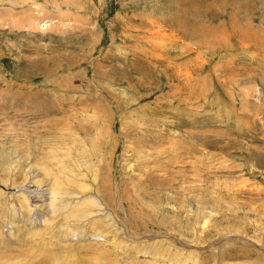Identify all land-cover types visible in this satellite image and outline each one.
<instances>
[{
    "label": "rangeland",
    "instance_id": "374dc122",
    "mask_svg": "<svg viewBox=\"0 0 264 264\" xmlns=\"http://www.w3.org/2000/svg\"><path fill=\"white\" fill-rule=\"evenodd\" d=\"M179 262L264 264V0H0V264Z\"/></svg>",
    "mask_w": 264,
    "mask_h": 264
},
{
    "label": "bare ground",
    "instance_id": "6f19581e",
    "mask_svg": "<svg viewBox=\"0 0 264 264\" xmlns=\"http://www.w3.org/2000/svg\"><path fill=\"white\" fill-rule=\"evenodd\" d=\"M33 184H34V183H33ZM50 188H51V190H52L51 192L53 193L55 188L52 187V186H51ZM87 188H89V187H87ZM85 189H86V188H85ZM89 189H90V188H89ZM91 189H92V188H91ZM55 190H56V189H55ZM81 193H82V192H81ZM83 193H84V191H83ZM53 194H54V193H53ZM79 194H80V193H79ZM90 194H91V193L89 192L88 195H90ZM91 195H92V194H91ZM87 198H88V199H87L88 202H90L89 204L92 205V198H91L90 196H88ZM61 200H62V199H61ZM64 206H65V205H64ZM86 207H87L86 205H82V207H81L85 212L87 211V213H85V214L82 216V218L84 217V218H86L87 220L92 221L93 218H94V216H92V213H93V211H96V210H94V209H92V210H86ZM95 217H96V215H95ZM109 227H110V226H109ZM113 231H114V230H113ZM79 233H80V232H79ZM110 233H111V232H110ZM107 234H108V233H107ZM111 234H112V233H111ZM108 235H109V234H108ZM82 236H83V235H82ZM82 236H81V237H82ZM107 237H108V236H107ZM116 237H117V236H116ZM116 237H115V238H116ZM115 238H114V239H115ZM65 240H67V238H66ZM72 241H73V240H72ZM119 241H120V240H119ZM62 242H63L65 245H68V244H69V243H67V242L64 241V240H63ZM112 242H113V241H112ZM116 242H117V241H116ZM66 243H67V244H66ZM113 244H114V243H113ZM118 244H119V243H118ZM122 244L124 245V243H122ZM114 245H115V244H114ZM120 245H121V244H120ZM123 245H122V246H123ZM74 246H75V245H74ZM118 246H119V245H118ZM76 248H77V247H76ZM113 248H114V246H113ZM120 248H121V247H120ZM71 250H73V251H72V253L70 252L69 254H70L71 256H74V255H73V252H75V249L72 248ZM163 251H164V250H163ZM164 252H165V251H164ZM153 253L157 254V251H156V250H153ZM173 258H174V257H173ZM188 259H189V258H188ZM183 261H184V260H183ZM90 262H91V261H90ZM101 262H102V261H101ZM184 262H185V261H184ZM189 262H190V261H189ZM86 263H87V262H86ZM104 263H105V261H104ZM179 264H180V262H179Z\"/></svg>",
    "mask_w": 264,
    "mask_h": 264
}]
</instances>
